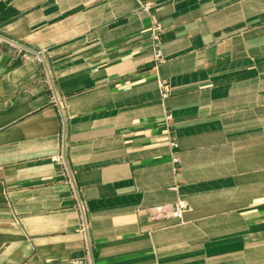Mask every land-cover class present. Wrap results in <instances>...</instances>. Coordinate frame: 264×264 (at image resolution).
Wrapping results in <instances>:
<instances>
[{
    "label": "crops",
    "instance_id": "1",
    "mask_svg": "<svg viewBox=\"0 0 264 264\" xmlns=\"http://www.w3.org/2000/svg\"><path fill=\"white\" fill-rule=\"evenodd\" d=\"M73 259L264 264V0H0V264Z\"/></svg>",
    "mask_w": 264,
    "mask_h": 264
},
{
    "label": "built area",
    "instance_id": "2",
    "mask_svg": "<svg viewBox=\"0 0 264 264\" xmlns=\"http://www.w3.org/2000/svg\"><path fill=\"white\" fill-rule=\"evenodd\" d=\"M161 31V26L159 23L154 22L151 27V41L153 44H158L159 42V32ZM25 58H28L29 55L25 54ZM35 57L38 61H42L41 53H35ZM154 57L158 62L162 60V52L159 46H155ZM54 160H60L59 156H54ZM188 209V204L184 201H176L173 203L154 205L148 208V213L151 219H181L183 212ZM70 264H86L82 260L73 259Z\"/></svg>",
    "mask_w": 264,
    "mask_h": 264
}]
</instances>
